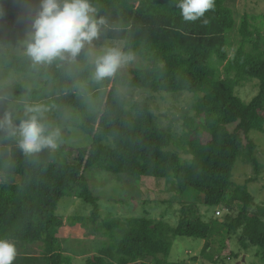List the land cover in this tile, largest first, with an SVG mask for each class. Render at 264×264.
<instances>
[{"label": "trees", "instance_id": "16d2710c", "mask_svg": "<svg viewBox=\"0 0 264 264\" xmlns=\"http://www.w3.org/2000/svg\"><path fill=\"white\" fill-rule=\"evenodd\" d=\"M90 3L97 9V18L106 20L95 41L123 43L122 51L139 57L145 66H124L114 76L96 82L94 64L84 52L74 63L56 60L50 65H33L25 54L10 50L0 53L4 68L42 80L39 89L6 86L11 96H28L30 107L43 106L42 123L47 127L68 108L79 113L77 125L91 139L88 147L76 150L71 163L56 148L25 154L18 136L0 131V238L12 241L17 253L27 245L42 243L41 264H72L73 257L61 252L59 232L66 222L57 209L63 198L75 195L92 207L88 219L94 231H100L96 228L101 219L99 197L86 178V172L95 168L136 181L162 179L181 198L198 199L197 194H202L205 206L237 205L239 212L229 219L230 224H211L203 220L196 205L186 201L176 227L164 219L136 218L126 220L127 230L121 228L119 219L108 217L102 228L111 236V244L102 249L101 257L88 258V264H193L168 261L174 239L203 240L208 243L204 252H208L209 242L217 236L222 239L217 251H223L228 246L225 237L240 228V243L245 248L259 247L264 264V221L249 213L253 196L247 185L233 182V168L241 155L256 172L262 167L256 145L248 138L254 130L264 133V36L260 29L245 14L238 28L240 45L230 55V34L237 22L228 0H215L213 9L194 22L184 21L171 0ZM38 7L39 0H0V44L6 42V30L28 31ZM249 80L259 82V91L245 103L235 89ZM48 87L53 90L51 96L43 93ZM122 88L203 94L194 104L199 121L185 116L182 134H172L155 124L148 102L129 106ZM91 96L98 100V110H88L85 100ZM232 124L236 125L233 131L228 128ZM105 139L113 145L105 146ZM179 150L191 158L183 162Z\"/></svg>", "mask_w": 264, "mask_h": 264}, {"label": "rangeland", "instance_id": "374dc122", "mask_svg": "<svg viewBox=\"0 0 264 264\" xmlns=\"http://www.w3.org/2000/svg\"><path fill=\"white\" fill-rule=\"evenodd\" d=\"M228 3L233 7L234 18L237 22L234 32L230 34L228 46L229 53L232 55L241 42L238 28L245 14L250 17L252 25L258 27L264 36V0H228ZM26 32L4 31L6 42L0 44V53L10 50L17 55L25 54L23 41L26 39ZM93 47L97 53L108 48L123 50V43L94 41ZM247 49L250 50L251 47L248 46ZM135 57L133 54L132 59L124 66L144 67L145 63L139 57ZM41 81L28 75L15 74L4 68L0 62V121H3L6 114H10L13 123L19 124V121L27 118L25 109L30 107L31 102L28 96L22 98L11 96L6 90V86L22 84L29 89H39L42 87ZM258 91L259 82L257 80H249L243 86L235 89L236 95L245 103L250 102ZM43 93L51 96L53 90L48 87L44 89ZM121 95L124 96L129 106L137 101L148 102L154 111L155 124L172 134L179 136L182 134L185 116L193 117L197 122L199 121L194 104L195 100L202 97L203 94L195 95L188 92L155 94L148 90L122 88ZM85 103L89 111L99 109L98 100L92 96L86 98ZM78 118L79 113L68 108L61 118L48 127L49 130H59L60 136L56 150L62 154L64 160L71 163L77 156V149L88 147L91 144L90 137L78 127ZM228 128L233 131L236 125H229ZM2 130H7V125L0 127V131ZM248 138L256 145L255 154L262 167L259 172H256L255 167L241 155L233 168V182L247 185L248 191L253 196L249 213L252 217L257 216L264 221V133L254 130L249 133ZM103 144L105 146L113 145L108 139H105ZM177 154L183 162L191 158L190 155L183 154L181 150ZM86 178L94 194L99 197L101 219L96 228H100V231H94L95 227L88 219L92 214V207L75 195L63 198L57 209V215L63 217L66 222L64 228L59 232L61 252L73 257L72 264H88V258L101 257L102 249L110 246L112 238L102 228L108 217L119 219L122 222L121 228L127 230L126 220L136 218L164 219L176 227L181 215L182 204L186 201L196 205L203 220L211 224L216 221H228L230 224L229 219L236 218L239 212L237 205H234L233 208H228L226 205L216 208L205 206L200 200L203 198L202 194H197L198 199L181 198L165 180L153 177L136 181L124 174H111L92 168L86 172ZM217 211H220L221 214L217 215ZM241 235L242 228L235 233H229L225 237L228 246L223 251H217L222 239L214 236L209 242L211 246L208 248V252H204L208 243L203 240L176 238L173 240L168 261L174 263L188 261L193 264H263L260 248L251 245L245 248L239 240ZM42 251V243L27 245L22 252L16 254L13 264H41Z\"/></svg>", "mask_w": 264, "mask_h": 264}, {"label": "clouds", "instance_id": "9594fccd", "mask_svg": "<svg viewBox=\"0 0 264 264\" xmlns=\"http://www.w3.org/2000/svg\"><path fill=\"white\" fill-rule=\"evenodd\" d=\"M186 22H194L213 9L215 0H171ZM104 18H97V9L90 0H39L31 26L23 41L25 55L33 65L52 64L54 61L74 63L84 52L94 64L92 79L101 82L114 76L127 64L132 56L118 48H108L97 53L93 42L100 36ZM43 106L25 109L26 119L14 124L6 114L0 127L7 125L11 136L19 137V148L25 154L39 153L43 149H55L60 136L59 130H49L42 123ZM16 245L0 238V264H13Z\"/></svg>", "mask_w": 264, "mask_h": 264}, {"label": "built area", "instance_id": "2783aa9c", "mask_svg": "<svg viewBox=\"0 0 264 264\" xmlns=\"http://www.w3.org/2000/svg\"><path fill=\"white\" fill-rule=\"evenodd\" d=\"M221 214V212L220 211H217V215H220Z\"/></svg>", "mask_w": 264, "mask_h": 264}]
</instances>
